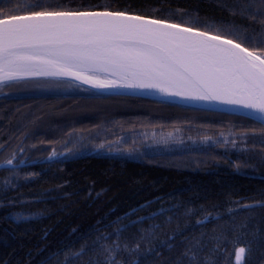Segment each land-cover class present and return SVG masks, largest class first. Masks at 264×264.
<instances>
[{"label": "trees", "instance_id": "16d2710c", "mask_svg": "<svg viewBox=\"0 0 264 264\" xmlns=\"http://www.w3.org/2000/svg\"><path fill=\"white\" fill-rule=\"evenodd\" d=\"M33 2L0 0V9L21 12ZM62 2L264 39L260 17L246 18L255 10L248 3L260 0ZM84 92L0 95V264H237L242 247L240 264H264V127ZM101 99L114 104L91 105ZM89 104L99 117L71 122ZM58 115L69 116L62 128L50 121ZM96 131L125 135L128 151L135 141L149 147L133 159L101 146L110 138Z\"/></svg>", "mask_w": 264, "mask_h": 264}, {"label": "snow or ice", "instance_id": "6c2138e0", "mask_svg": "<svg viewBox=\"0 0 264 264\" xmlns=\"http://www.w3.org/2000/svg\"><path fill=\"white\" fill-rule=\"evenodd\" d=\"M247 7L255 10L246 18L259 16L264 27V0ZM249 39L99 5L34 0L21 12L0 9V86L31 79L107 96L157 94L207 111L248 110L264 122V39Z\"/></svg>", "mask_w": 264, "mask_h": 264}, {"label": "rangeland", "instance_id": "374dc122", "mask_svg": "<svg viewBox=\"0 0 264 264\" xmlns=\"http://www.w3.org/2000/svg\"><path fill=\"white\" fill-rule=\"evenodd\" d=\"M4 87H7V88L4 91H2ZM85 90H87V88H85ZM50 92L52 93L55 92L57 94H67L68 93V94H76V95L85 93L84 91H79L78 89L56 88L53 83L37 84L35 81L31 79L17 81L14 83H8L3 86H0V95H8V96H20V95L27 96V95H37V94L46 95V94H49ZM109 104L113 105L114 101L109 100V99H101L96 102H93V104L91 105L95 106L96 108H103V106L107 107ZM96 108L94 109L95 111L93 112L92 111L93 108L91 109L90 104H89L87 108H83L82 110L80 109L78 112H73V114L69 115V116H72L71 122L85 120L90 117L92 118L99 117V113L96 112ZM69 116L65 118L64 115H58V116L50 118V121L61 126L62 128L63 125H66V123L64 124L63 121L67 119ZM95 135L96 137H102L101 139L109 137L110 142L107 145H103L104 147H110L112 145L113 150H110V151L117 153V154H124V155H128V153H130V156L133 159L139 158L140 152L141 151L144 152L149 147V145L145 146L143 142L140 143V147H139L137 141H135L134 142L135 146L132 147L133 149L128 151V146H125V142L127 140V137L125 135H118L114 137L113 136L114 134H112L111 132L106 134L103 132L100 133L99 131H96ZM139 136L141 139L143 138V135H139ZM133 137L138 138V136L136 135H133ZM150 146H152V144ZM241 258H242V253L239 254V258L238 256L236 257V262H238V259L239 261H241Z\"/></svg>", "mask_w": 264, "mask_h": 264}, {"label": "water", "instance_id": "95a60500", "mask_svg": "<svg viewBox=\"0 0 264 264\" xmlns=\"http://www.w3.org/2000/svg\"><path fill=\"white\" fill-rule=\"evenodd\" d=\"M82 87L88 89V86L87 85H83ZM92 91H94V90H92ZM118 96H120V95H118ZM125 96L138 97V98H144V99H148V100L166 102L162 98H160L157 94H153V95H150V96H140V95H125ZM178 105H183V106H189V107L198 108V107L193 106V105H185V104H178ZM220 108L222 110L215 111V112L228 113V114H232V115H235V116L243 117V118L249 119L251 121H254V122L258 123L259 125H261L262 127H264V122H262L260 120H257L255 118V115H258V114H255L254 115V114H251L248 110L239 109V108H237L235 110H232V111L223 110L224 106H220ZM198 109H200V108H198Z\"/></svg>", "mask_w": 264, "mask_h": 264}]
</instances>
